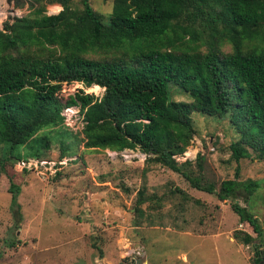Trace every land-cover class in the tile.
<instances>
[{
	"label": "trees",
	"instance_id": "1",
	"mask_svg": "<svg viewBox=\"0 0 264 264\" xmlns=\"http://www.w3.org/2000/svg\"><path fill=\"white\" fill-rule=\"evenodd\" d=\"M26 4V15L4 21L0 29V167L11 158L48 160L32 152L30 142L40 132L56 134L64 127L62 85L97 86L100 96L77 90L65 99L83 122L75 142L111 158L137 151L145 168L159 165L191 188L228 200L246 227L233 231L232 238L251 246L252 262L259 264L264 256L260 224L235 202L240 194L246 202L256 181H239L236 167L215 189L190 177L191 161L178 164L172 156L189 145L194 112L227 120L237 136L228 145L230 160L264 161V0H112L105 20L90 0H80L78 7L73 0ZM47 4L54 5L51 12L59 6L60 11L46 15ZM14 5L23 3L14 0ZM224 45L228 53L221 51ZM170 87L187 100L171 99ZM20 146L28 148L27 155L11 156L10 149ZM201 161L197 153L194 165L199 168ZM10 188L15 194L17 188ZM145 200L138 191L135 214L142 216Z\"/></svg>",
	"mask_w": 264,
	"mask_h": 264
},
{
	"label": "rangeland",
	"instance_id": "2",
	"mask_svg": "<svg viewBox=\"0 0 264 264\" xmlns=\"http://www.w3.org/2000/svg\"><path fill=\"white\" fill-rule=\"evenodd\" d=\"M20 1L23 5L15 7L14 0H0V29L4 21L30 11L27 0ZM79 1L73 4L78 7ZM111 3L90 0L103 20ZM4 4L12 9L10 14ZM52 6L45 5L46 15L60 11L51 12ZM221 51L228 53L230 48L224 45ZM93 92L100 96L102 90ZM170 98L187 100L173 87ZM191 120L194 134L184 151L192 162L190 177L217 189L237 167L239 181L255 180L257 187L248 200L240 194L235 202L256 217L264 239V161L229 159V142L237 136L226 119L193 112ZM56 131L40 132L30 142L32 152L48 160H23L46 162L37 164L43 175L34 170L20 173L16 168L20 160L12 158L0 167V264H124L123 260L132 256L136 261L143 253L145 264H253L251 246L232 238L233 231L246 227L238 223L228 200L221 202L191 188L181 175L159 165L145 168L144 155L137 151L124 150L111 158L104 152L84 151L68 128ZM41 137L46 138L38 141ZM28 151L22 146L10 149L11 156ZM197 153L202 155L199 168L193 163ZM58 156H64L66 164L60 160L49 173L48 162L58 161L49 158ZM11 184L17 188L15 194L10 193ZM138 191L146 199L140 206L142 216L134 212ZM260 249L264 255V241Z\"/></svg>",
	"mask_w": 264,
	"mask_h": 264
},
{
	"label": "built area",
	"instance_id": "3",
	"mask_svg": "<svg viewBox=\"0 0 264 264\" xmlns=\"http://www.w3.org/2000/svg\"><path fill=\"white\" fill-rule=\"evenodd\" d=\"M4 6H5V4H4ZM6 8L8 10L7 13L10 14L9 12H12V9L8 8V4H6L5 9ZM94 87L95 86H91L89 88H83L81 86V84H79V83L62 85V88H64L66 90V93L64 94L63 108L61 109V112H60V116L62 118L61 121H62V125L64 126V128L70 129L71 132H73V134L80 133V131H81L82 127H83V122L81 120L80 115L78 114L77 107H75V106H65V103H64L65 99H66V97L68 95H73L77 90H81L84 94H94V92H93ZM98 89H99V91L102 90V89L97 87V90ZM97 94H95V95H97ZM129 152H132V151H129ZM184 155H186V153L183 152L181 155L172 156V158L176 162H183V161H185L187 159L186 156H184ZM59 161H57L56 163L48 162V163H51L50 165H48V168H47L49 170V173H53L54 172L53 164H59ZM61 161H62V166H64L66 164V160L65 159H61ZM37 164L45 165L46 162H44V161H40V162L32 161V162H30V161L20 160V161H18V163L16 165V168L19 171H22L23 169H25L27 171H33L34 170V171H36L37 174H42L43 175L44 173L37 171V168H38ZM56 166H58V165H56ZM129 255L127 257H129ZM131 260H133L135 262V259H133L132 256L129 257L128 261H131Z\"/></svg>",
	"mask_w": 264,
	"mask_h": 264
},
{
	"label": "water",
	"instance_id": "4",
	"mask_svg": "<svg viewBox=\"0 0 264 264\" xmlns=\"http://www.w3.org/2000/svg\"><path fill=\"white\" fill-rule=\"evenodd\" d=\"M6 2L9 3V0H6ZM134 264H143V259L142 258L136 259V261L134 262ZM259 264H264V259H261V261L259 262Z\"/></svg>",
	"mask_w": 264,
	"mask_h": 264
},
{
	"label": "crops",
	"instance_id": "5",
	"mask_svg": "<svg viewBox=\"0 0 264 264\" xmlns=\"http://www.w3.org/2000/svg\"><path fill=\"white\" fill-rule=\"evenodd\" d=\"M57 6H59V5H57ZM59 9H60V6H59ZM140 258H142L143 259V264H145L146 263V261H145V256H144V253H143V255H142V257H140Z\"/></svg>",
	"mask_w": 264,
	"mask_h": 264
},
{
	"label": "bare ground",
	"instance_id": "6",
	"mask_svg": "<svg viewBox=\"0 0 264 264\" xmlns=\"http://www.w3.org/2000/svg\"><path fill=\"white\" fill-rule=\"evenodd\" d=\"M4 12H5V10L3 9V11H2L1 13H4ZM4 14H5V13H4ZM94 89H97V86H95Z\"/></svg>",
	"mask_w": 264,
	"mask_h": 264
}]
</instances>
